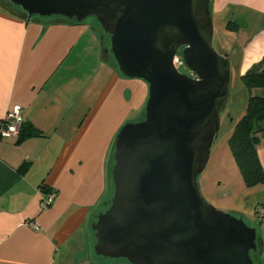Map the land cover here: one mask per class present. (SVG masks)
<instances>
[{
    "label": "water",
    "instance_id": "water-1",
    "mask_svg": "<svg viewBox=\"0 0 264 264\" xmlns=\"http://www.w3.org/2000/svg\"><path fill=\"white\" fill-rule=\"evenodd\" d=\"M32 18H93L121 76L148 86L144 117L114 139L109 207L91 224L98 257L129 264H253L256 229L200 195L231 60L213 47L211 0H4ZM27 25V24H26ZM191 75L179 73L175 58Z\"/></svg>",
    "mask_w": 264,
    "mask_h": 264
},
{
    "label": "crops",
    "instance_id": "crops-1",
    "mask_svg": "<svg viewBox=\"0 0 264 264\" xmlns=\"http://www.w3.org/2000/svg\"><path fill=\"white\" fill-rule=\"evenodd\" d=\"M210 11L235 34L222 42L231 74L264 71V0H211ZM15 15L0 0V121L19 107L21 131L39 135L0 140V264H86L91 224L109 196L115 136L143 116L148 86L103 63L95 25Z\"/></svg>",
    "mask_w": 264,
    "mask_h": 264
},
{
    "label": "rangeland",
    "instance_id": "rangeland-1",
    "mask_svg": "<svg viewBox=\"0 0 264 264\" xmlns=\"http://www.w3.org/2000/svg\"><path fill=\"white\" fill-rule=\"evenodd\" d=\"M54 20L61 19L57 18ZM84 21L90 25H95L97 31L101 33L93 18H87ZM212 23L214 28L213 47L215 51L219 54H222L221 52H227V49H225L223 45L226 44L229 46V44H232L235 34L224 28L226 22L222 21L221 16L213 17ZM238 24L241 26L240 22H238ZM102 35L104 39L103 49L105 55L109 50V41L105 34ZM109 55L106 54L104 56L105 60H103V63L117 71L114 61ZM181 63L182 58L179 52L175 58L177 70L181 74L191 75ZM117 73L119 77L126 79L121 76L119 72ZM234 73L235 71L233 70L226 107L220 114L219 131L210 149L208 162L203 172L199 175L197 183L200 195L207 204L211 205L217 211L225 212L243 219L248 227H254L257 230V240L262 238V229H260V225L262 224V228H264V221L260 224L257 220V211L261 207H264V184L250 189L244 186L230 154L227 141L236 123L245 114L248 98L250 96L264 97V92L255 89L249 93L248 90L243 87L240 80L236 78ZM262 127H264V123ZM260 136L261 146H264V133ZM109 189V196L111 197V187ZM259 245L261 246L260 242ZM89 253L88 258L84 261L86 264H129L128 261L124 259L113 260L98 257L94 254L93 247L89 250ZM252 257L253 260L256 258L254 256Z\"/></svg>",
    "mask_w": 264,
    "mask_h": 264
},
{
    "label": "trees",
    "instance_id": "trees-1",
    "mask_svg": "<svg viewBox=\"0 0 264 264\" xmlns=\"http://www.w3.org/2000/svg\"><path fill=\"white\" fill-rule=\"evenodd\" d=\"M9 7L17 13V15L15 16L21 17L22 19L26 20L27 18L26 14L23 13L20 9L13 7L11 5H9ZM52 18H56V19L59 18L61 20L76 24L75 20H67L61 17H52ZM32 19H39V18L34 17ZM101 33L104 34L102 31ZM105 36L108 38L109 41V37L107 35ZM106 54L109 55L108 53ZM105 55H103V57ZM109 56L112 58L111 55ZM239 80L242 82L243 87L246 90H248L249 93L254 89L262 90L264 92V71L257 74L240 77ZM143 117L144 114L139 120H135L131 122L142 121ZM263 123H264V97L250 96L247 101L245 114L236 123L235 128L227 141L230 154L233 158V161L236 165L239 175L241 176L242 182L244 186L248 189L264 184V169L260 163L257 153V146L259 145V142L261 140L260 135L264 133V127H262ZM37 135H39V133H37L35 130L28 128L21 131L20 128L18 137L16 139V144L20 143L23 139L27 137H34ZM113 153H114V142L112 146V159L109 170V181H110L109 187H111L112 192H113V187H112L110 173L113 167ZM109 197L110 196H108V198L106 199L103 205V211H105L109 207L112 194L110 199ZM91 233L92 235L94 234L92 231ZM256 242H257L256 243L257 250L256 252L251 253L252 260H253L252 256L256 257L253 260V264H264V257H261L262 255L260 253V245L258 239L256 240Z\"/></svg>",
    "mask_w": 264,
    "mask_h": 264
},
{
    "label": "built area",
    "instance_id": "built-area-1",
    "mask_svg": "<svg viewBox=\"0 0 264 264\" xmlns=\"http://www.w3.org/2000/svg\"><path fill=\"white\" fill-rule=\"evenodd\" d=\"M22 120V111L19 107L13 108L6 116L0 121V140H16L19 134V129ZM54 193L49 194L43 201L42 206L46 207L51 204ZM257 220L262 223L264 221V207L257 211ZM33 231L38 232L39 228L33 223L27 224Z\"/></svg>",
    "mask_w": 264,
    "mask_h": 264
},
{
    "label": "bare ground",
    "instance_id": "bare-ground-1",
    "mask_svg": "<svg viewBox=\"0 0 264 264\" xmlns=\"http://www.w3.org/2000/svg\"><path fill=\"white\" fill-rule=\"evenodd\" d=\"M20 130V129H19Z\"/></svg>",
    "mask_w": 264,
    "mask_h": 264
}]
</instances>
